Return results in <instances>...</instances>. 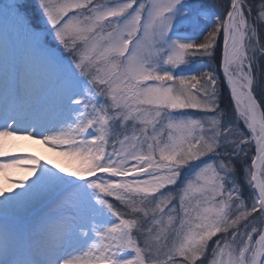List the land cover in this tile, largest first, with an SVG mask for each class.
Returning <instances> with one entry per match:
<instances>
[{"label": "snow or ice", "instance_id": "obj_1", "mask_svg": "<svg viewBox=\"0 0 264 264\" xmlns=\"http://www.w3.org/2000/svg\"><path fill=\"white\" fill-rule=\"evenodd\" d=\"M3 180L0 264H264V0H0Z\"/></svg>", "mask_w": 264, "mask_h": 264}, {"label": "bare ground", "instance_id": "obj_2", "mask_svg": "<svg viewBox=\"0 0 264 264\" xmlns=\"http://www.w3.org/2000/svg\"><path fill=\"white\" fill-rule=\"evenodd\" d=\"M15 144L18 151L34 153L35 155L40 156L44 161L50 160L52 164L61 162V158L55 152L51 151L47 146L38 143L37 141L29 139H17ZM20 175H23V173H20ZM0 183H2L5 187H12V185L9 184L7 180L0 181Z\"/></svg>", "mask_w": 264, "mask_h": 264}]
</instances>
